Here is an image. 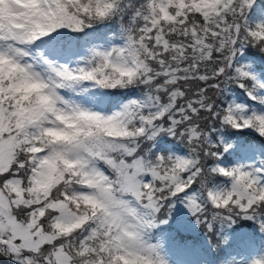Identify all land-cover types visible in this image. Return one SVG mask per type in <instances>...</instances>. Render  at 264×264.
<instances>
[{"label":"snow or ice","instance_id":"snow-or-ice-1","mask_svg":"<svg viewBox=\"0 0 264 264\" xmlns=\"http://www.w3.org/2000/svg\"><path fill=\"white\" fill-rule=\"evenodd\" d=\"M0 264H264V0H0Z\"/></svg>","mask_w":264,"mask_h":264}]
</instances>
